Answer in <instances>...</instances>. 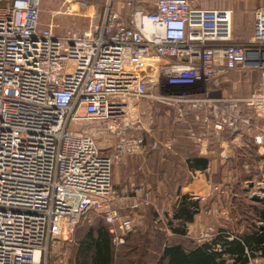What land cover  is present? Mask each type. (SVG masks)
<instances>
[{"label":"built area","instance_id":"obj_1","mask_svg":"<svg viewBox=\"0 0 264 264\" xmlns=\"http://www.w3.org/2000/svg\"><path fill=\"white\" fill-rule=\"evenodd\" d=\"M195 1L107 0L94 31L61 35L40 25L41 0H0V264H53L89 211L122 241L138 229L133 211L148 204L149 193L136 186L125 207L117 205L113 169L148 147L131 132L141 129L143 102L210 114L191 131L211 154L213 137L219 143L228 134L235 143L236 132L264 122V6L252 38L241 41L232 9ZM243 70L261 73V86L227 96L229 73ZM102 130L117 138L109 152L98 143ZM253 142L264 155V125ZM170 145L155 138L149 148ZM258 190L252 197L264 202V187ZM221 215L230 219L229 211ZM218 234L209 226L191 237L201 245ZM213 249L227 264H263L261 250L246 249L248 262L237 263L222 245Z\"/></svg>","mask_w":264,"mask_h":264},{"label":"rangeland","instance_id":"obj_2","mask_svg":"<svg viewBox=\"0 0 264 264\" xmlns=\"http://www.w3.org/2000/svg\"><path fill=\"white\" fill-rule=\"evenodd\" d=\"M106 4L107 0H41L40 25L42 27L53 25L54 31L61 35L70 32L82 34L94 31L103 20ZM258 5L264 6V0H261ZM253 18L254 13H247L245 17L246 24H248L250 30L252 29ZM261 83L262 76L257 71H234L229 73L227 81L224 83L223 91L230 97H244L258 90ZM185 108L186 111L175 103L143 102L139 117L141 129L132 130L131 132L144 136L147 139L148 147L139 155L129 156L130 158L128 157L127 161H123L124 163L118 162L114 164L113 186L118 197L117 205L120 204L123 207L121 197H131L136 186H141L149 193L147 197L149 202L142 205L139 219L143 223V230L148 227L151 228V220L155 221L158 216V208L160 209L159 216L161 215V221L157 223L155 221V223L159 228L165 229L167 222L170 221L169 212L172 211L176 201L181 199L178 192L191 182L198 184L200 180L198 171H190L185 161L187 158L192 157L189 154H195L193 148L197 140L192 136L191 128L199 130V127L205 123V118L207 116L211 117V115L205 112L191 111L189 106ZM263 125V121H258L253 128L245 127L242 131L235 133L236 140L233 153L236 155V161L217 164L216 171L218 173L225 171L231 174L229 180H221L222 187H231L236 180L234 176H236L239 178L236 181L237 186L251 189V196L255 193L260 194L258 189L264 187V161L257 160L256 153H254V156L252 153L255 152L253 136L260 132V128ZM87 129L95 131L98 128L95 129L89 126ZM102 131L98 136V143L109 152L116 145L117 138L110 132ZM228 131L230 130L225 132ZM223 137L229 139L228 134ZM155 138L171 142L172 145L167 149L162 148L154 151L149 148V144ZM187 149L190 151L187 152ZM157 158L158 161L156 160ZM156 165L161 171L157 172L154 170ZM139 168L145 171H140ZM168 172L171 175L170 177H167ZM154 173H161L162 176L157 179V175H154ZM251 177L253 178L249 179ZM156 179L161 191L162 188H165L162 194H157L155 191ZM223 179H226V177H223ZM241 196L246 201L236 203L232 210L233 215L238 214L243 216V218L248 216L251 221L259 222L258 208H263L262 202H255L251 209L247 210L251 202L250 199L248 200L250 195ZM143 198L146 199V195H143ZM188 199L195 200L192 195ZM221 200L228 201L230 198ZM245 202H247V206ZM222 205L225 207L223 203ZM210 213L212 214V212ZM106 224L105 217L95 211H89L84 214L78 222L73 240L64 243L62 248L57 251L55 257L51 258V262L53 264H77L78 238L88 229H94L101 225L107 226ZM206 226L209 227L208 225ZM231 228L236 234L242 233V230L235 229L234 226ZM187 232H190L189 236L194 234L193 231ZM176 241L182 242L186 246L191 245V241L186 238L176 239ZM115 243L119 245L122 240L115 239ZM116 252H118V255L116 256L117 261L115 264H121L124 260L121 259V248L119 246L116 248ZM154 252L160 253L158 250Z\"/></svg>","mask_w":264,"mask_h":264},{"label":"crops","instance_id":"obj_3","mask_svg":"<svg viewBox=\"0 0 264 264\" xmlns=\"http://www.w3.org/2000/svg\"><path fill=\"white\" fill-rule=\"evenodd\" d=\"M260 1L261 0H197L195 1V3L197 6H201L205 8L232 9L233 10V33H234L235 39L241 40V41H249L253 36L255 12L258 8L262 7L258 5ZM247 13H252V14L254 13L253 24H252L251 30L245 21V17ZM206 145L207 144L205 142L203 143V146L197 145V144L194 145L195 147L193 149L195 151V154H189L190 156H192V157L189 156L190 157L189 159L195 158V157L206 159L207 166L205 168H201V169L191 168L189 166V161H188L189 159L187 158L185 161L187 162V167L188 169H190V171H193V170L196 172L198 171L200 180L198 184L191 182L189 185L183 187L182 190L178 192L181 199L176 201V203L172 207V211L169 212L170 213L169 214L170 221H168L169 224L167 222V226L165 227V229H161L157 226L156 223L158 221L159 222L161 221L160 220L161 215L159 216V212H160L159 208L157 212L158 213L157 215L159 217L157 216L155 218L156 223L154 220H151V228L155 232H159L160 230V232L164 234L165 236L164 242H166L165 244H167V242L172 243V244L174 243L183 244L182 242H177L176 239L179 240L182 238H186L191 241L190 246L197 245V243L191 236L189 235L186 236V232L187 231H193L194 233L198 232L201 228L207 227L206 225L213 226L217 231H220V232L221 231L228 232L230 233V235H233L236 238L240 235L243 236L246 233L251 232V230L254 228H257V227L260 229L264 228V225L260 226V222L261 221L264 222V216H261L260 214H259V222L251 221L248 216H245V218H243V216H239L238 214L233 215L232 210L234 209L236 203L245 200L241 195H244V196L250 195L248 196L249 197L248 200L250 199L251 201L249 204L250 206L247 204V202H245V205L246 206L248 205L247 210L251 209L252 205H254L255 202H261V201L255 200L251 196L250 194L251 189H246V187L237 186L236 181L239 178H237L236 176H234L236 180L231 187H222L221 180H224V181L229 180L231 177L230 176L231 174H228L225 171H222L221 173H218L216 171L218 163L225 164L228 162L236 161V158H235L236 155L233 153L235 144L231 141L230 138L226 139L224 137L223 141L218 143L215 137H213L208 145V148L210 150H217L216 154L206 153V149H205ZM254 146H255V152H253L252 155L254 156V153H256L257 160L264 161V155H262L259 152L258 146H256L255 144ZM202 148L203 150H201ZM189 151L190 150L187 149V152ZM129 158H126L125 161H127ZM156 160L158 161V158ZM139 170L145 171V170H142V168H139ZM154 170H156L157 172L161 171L158 165H156V168H154ZM154 175H157L156 177L157 179L158 177L160 178V176H162L161 173L159 174L154 173ZM169 176L170 174L168 172L167 177ZM223 177H226V179H223ZM252 178L253 177L249 179H252ZM263 178H264V175H263ZM157 179L154 185L155 191L157 194H162V191H165V188H162V191H161V187L158 185ZM249 184L251 185V183ZM216 186L219 187V190H216L213 194V188ZM192 194L205 196L207 199L205 201L204 200L201 201L200 199L194 200V201H197V203L191 208V212L193 215L191 219H183V218L178 219L176 217V212L180 208V205H181L180 201L182 200L183 196L186 195L187 197H189ZM228 197L230 198V200L228 201L221 200V199L225 200ZM121 200H122L121 202L124 208L128 200L124 199V197ZM222 203L225 205V207L222 205ZM262 204L264 205V202H262ZM141 209L142 208H139L133 211L135 216L137 215V218H138L137 219L138 229L132 233L144 232L146 229L150 228L148 227L144 230L142 229L143 223H141V221L139 220L141 216ZM222 210L227 211V212L229 211V215H230L229 220H226L221 215ZM259 210L260 211L264 210V206L263 208H260V209L258 208V212ZM210 212H212V214ZM231 212L232 214H230ZM232 226H234L235 229L242 230V233L236 234L234 230H232L231 228ZM179 227L184 229V231L178 230ZM192 228H195V229H192ZM173 240H175L176 242L175 241L172 242Z\"/></svg>","mask_w":264,"mask_h":264},{"label":"trees","instance_id":"obj_4","mask_svg":"<svg viewBox=\"0 0 264 264\" xmlns=\"http://www.w3.org/2000/svg\"><path fill=\"white\" fill-rule=\"evenodd\" d=\"M188 161L191 168L201 169L207 166L206 159L195 157ZM180 202L176 217L191 219V208L197 201L190 200L185 195ZM259 214L264 216V210L259 211ZM106 225L88 229L78 238L77 264H115L118 246L121 248L123 264H227V258L216 252L213 244L222 245L225 254L234 257L237 263L248 262L246 249H249L252 255L258 250L264 254V228H254L251 232L233 239H228L230 233L221 231L213 242L192 246L168 242L165 244V236L160 230L155 232L148 228L144 232L128 233L122 243L117 245V238L110 231L108 222ZM178 230L184 231L180 227ZM157 250L159 254L154 252Z\"/></svg>","mask_w":264,"mask_h":264},{"label":"water","instance_id":"obj_5","mask_svg":"<svg viewBox=\"0 0 264 264\" xmlns=\"http://www.w3.org/2000/svg\"><path fill=\"white\" fill-rule=\"evenodd\" d=\"M255 200L261 201V198L259 196H254L253 197Z\"/></svg>","mask_w":264,"mask_h":264}]
</instances>
